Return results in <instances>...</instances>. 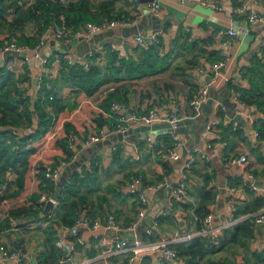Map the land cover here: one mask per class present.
I'll use <instances>...</instances> for the list:
<instances>
[{
    "label": "crops",
    "instance_id": "1",
    "mask_svg": "<svg viewBox=\"0 0 264 264\" xmlns=\"http://www.w3.org/2000/svg\"><path fill=\"white\" fill-rule=\"evenodd\" d=\"M98 1L92 0L94 3ZM160 2V11L155 15L149 9V3L142 4L140 9L137 10L131 1L125 5L122 1H118L116 4L117 8L123 7L134 15L133 24L118 27H129L130 29L127 31L129 34L124 36L121 31L120 34L115 35L117 39L114 40L104 34V32L114 29L98 32L96 36L100 33H103V36L98 37V48L95 49L102 50L103 46L108 45L110 41H117L121 46L120 55L134 57L137 54L136 47H139L133 41V36L137 34L135 27H137L138 33L145 35L144 33L156 28L158 21H162L161 28L164 31L160 38L163 44L160 47V51L167 52L169 49L172 50V38L177 35L179 26L189 31L190 40L212 36L210 43L202 42L194 49L187 51L189 56H186L184 61L189 60L190 65L174 77H168L165 80L167 75L162 76L167 74V70H165L147 78L121 83L120 92H122V95H126L124 97L126 100L119 102L126 106H135L139 110L156 107L161 117H166L172 112L184 117L182 122L183 129L180 134L185 141V145L191 143L188 139L191 137L194 145L202 148L209 157L208 160L198 161L192 167L187 178L185 198L175 206L168 204L171 201L168 197V189L159 188L153 191H145L150 206L146 216L140 221L138 231L139 233H145V230L150 228L148 236L150 239H157L162 235L177 231H185L196 225L198 216L194 213V209L201 203L203 187L216 195L209 206L210 212L214 216L213 223L215 224L226 219L233 213L237 205H241L246 201L247 195L242 190L241 183L238 185L230 184L241 177L240 168L225 162L222 159L223 155L232 158L244 154L247 158L248 169L259 172L254 173L256 178L264 181V173L261 172V170L264 171V145L261 139L253 135L256 128L251 122V118L258 111L239 100L236 97V91L232 90L229 85L233 82H239L242 86H247V81L240 77V70L249 63L251 52L257 50V43L264 35V25H262V30L255 32L252 29L249 34L241 36L232 45L225 43V37H217L221 30L228 26L247 27L246 12L250 9L258 11L264 17V0H215L216 9L205 7L195 2H179L177 0H160ZM242 5H245L247 9L244 12H238L237 9ZM154 17L160 20H156ZM43 38L45 37L43 36ZM44 48L49 53L54 50L49 43H46ZM70 49L68 53H73L77 57L86 58L88 56L86 46L83 44L71 45ZM177 50L172 53V62L182 56L181 53L175 54ZM211 50L215 51V55L209 54ZM223 55H227L229 59L228 66L219 70V78L210 89L209 98L202 107L201 115L196 119L190 118L191 109L187 104V100L194 96L202 82L212 75L210 64L213 62V58L221 56L222 59ZM0 59L1 63L8 59L7 67L15 73L21 70L23 62L13 59V57L0 56ZM27 65L29 71H37L39 66L36 59L28 61ZM228 75H230V78L227 80L226 77ZM165 81H168L169 85L165 83L166 86H164L163 83ZM57 91L65 101H68L71 99L74 89L70 86H64L57 88ZM98 91L89 96L82 92L79 93V98L81 97V99L70 115L71 121L77 130V134L74 133L76 141L82 140L93 130L97 129L92 124V118L97 111L88 102L98 100ZM101 100L97 103L99 106ZM217 103L222 104L221 112L214 107ZM63 113H60L59 116ZM75 114H78L77 117L74 116ZM225 116L232 117L235 125L232 123L230 130L222 132L226 140L225 151L222 152L211 134L205 130V124L210 120L222 119ZM187 119L191 121H185ZM154 125L155 128L152 130L155 144L156 141L162 144L161 136L167 134L164 129L166 125L163 121L155 122ZM194 126L198 131L196 136L193 135ZM128 130V133H124L126 139L124 138L120 141L113 138L114 135L108 136L99 142L89 145L72 162L75 169L79 170L83 166L90 168V164H94L97 167L96 179L89 183L88 186L92 185L98 189L100 184L107 181L104 185L105 187H103V192H97L98 197L103 198L101 205L103 216L100 215L98 217L102 219L107 214H112L122 228H125L135 217L137 202L136 197L121 192L118 189V184L136 172L144 175L146 184H153L160 181L163 177L173 183L177 182L182 172V162L184 160L183 156H181L180 159L174 161L170 166L163 167L161 163L163 145L159 147V145H153V143L145 140L146 128L144 124L132 122ZM239 134L242 135V138H240ZM113 146L117 148V152L113 153ZM85 151L87 152L85 153ZM135 153L139 156L136 161L133 160ZM45 161H47L46 158ZM205 175L209 179L206 183L204 181ZM254 192L258 193L259 191L254 190ZM95 193L96 190L94 189L93 194ZM19 198L11 200L8 205ZM125 234L127 233L125 232ZM81 238L84 243L78 250L75 249L76 251H81L83 255H92L99 251L101 243L98 239H93L88 230L81 233ZM212 243L220 245L219 241L215 242L213 240ZM38 244L40 245V242ZM29 248L34 249L31 240H29ZM90 252L92 254H89ZM210 255H216L217 259L221 258L213 264H264V228L258 227L255 232H252V236L245 247L234 243L220 245L216 252L197 259L195 264H202L204 260L211 258ZM151 258L153 264H161L163 261L158 260L156 255H152ZM3 264H12V260H7ZM112 264L119 263L113 261Z\"/></svg>",
    "mask_w": 264,
    "mask_h": 264
},
{
    "label": "trees",
    "instance_id": "2",
    "mask_svg": "<svg viewBox=\"0 0 264 264\" xmlns=\"http://www.w3.org/2000/svg\"><path fill=\"white\" fill-rule=\"evenodd\" d=\"M118 1H122L125 5L129 4L131 0H99L96 3L92 0H0V47L9 42L35 47L44 36L48 25H55L70 32L80 28L86 22L102 23L112 19L124 21L126 18H134V15L125 8L116 7ZM29 27H32V30H28ZM189 35V31L179 26L177 35L172 38V50L160 51V47L163 46L162 39H160L158 43L146 48L136 47L137 54L134 57L120 55L108 44L103 46L102 50H94L91 55L87 56L90 61L87 68L70 66L60 60L57 78L50 81L45 80L32 102L29 96L24 98L25 89H15V94L9 95L10 79L16 73L7 67L8 59H5L0 66V185L6 183V187L0 194V227H8L12 220L26 219L29 223L38 222L40 220L37 217L39 210L33 208V203L42 194L46 196L56 194L57 183L43 175L45 158H49L55 164L59 158L68 159L73 154L68 137L70 130L75 134H77V130L70 115L81 99L79 93L82 92L89 96L102 86L116 84L115 90L109 92L100 101L101 109L108 111L112 101L124 102L126 100L124 98L126 95H122L120 92L122 82L147 78L161 71L169 70L172 53L176 49H184L187 52L202 42L210 43L212 40V36L190 40ZM209 54L215 55V51L211 50ZM55 55L61 57L63 52L57 49L53 50L47 60L48 66L52 65ZM219 59L221 56H215L212 61ZM248 61L249 63L240 70V77L247 81V86H242L239 82L229 85L232 90L238 93L239 100L264 114V48L259 53L250 54ZM22 69L24 74L17 77L19 82L27 78L26 73L30 72L26 62H23ZM64 86L74 89L73 95L68 101H65L57 91V88ZM62 112L64 113L59 116ZM77 115L74 116L77 117ZM107 120L108 118L97 111L92 118V124L95 125V128H100ZM61 121L60 131L47 141L49 130H55ZM253 126L258 132L257 138L263 140L264 116H258ZM228 129H231V125L225 127L223 131ZM222 135L225 138L224 134ZM239 136L242 138L241 134ZM161 137L162 144L156 141L155 145H159V147L163 145V153L172 145V139L169 133ZM6 140H9L10 143L7 144ZM13 145L17 146L14 150L12 149ZM114 152H117V148L113 150ZM90 165V168L83 166L80 170L75 169L68 175L67 181L61 185L57 195L60 203L53 213L52 221L43 228L36 227V229H41L43 236L40 242L41 252L38 256L42 262L52 263L59 257V252L53 245L55 226H72L79 211L83 208L88 209V217L102 215L103 198L97 196L99 202L96 205L91 197L94 191L93 186L88 187L89 183L96 179L97 169L94 164ZM33 169H35L38 184L37 192L30 197V203L8 207L3 211L11 200L26 194ZM251 171L259 173L255 170ZM261 172L264 173L263 170ZM9 173L14 174L10 180L7 178ZM140 175L143 183L146 184L144 175L142 173ZM208 180L205 175V183ZM240 183L247 199L243 204L237 205L232 213L233 217L258 210L264 206V195L254 192L247 184L243 183L241 177L230 184L238 185ZM215 197V193L202 188L201 203L194 209V213L198 216L197 227H200V219L210 212L209 206ZM178 203L179 201L172 200L173 206ZM48 219L46 217L41 221L45 222ZM20 223L23 224L21 221ZM140 235L150 239L146 232ZM251 236L252 231L248 227V223L244 221L235 227L225 229L223 234L217 237V240L220 245L234 243L245 247ZM212 241L213 239L210 237H203L188 243L176 244L175 249L179 262L195 264L197 259L216 252L220 245H216ZM151 257H145L141 264H153ZM161 264L168 263L162 261Z\"/></svg>",
    "mask_w": 264,
    "mask_h": 264
},
{
    "label": "built area",
    "instance_id": "3",
    "mask_svg": "<svg viewBox=\"0 0 264 264\" xmlns=\"http://www.w3.org/2000/svg\"><path fill=\"white\" fill-rule=\"evenodd\" d=\"M136 9H140L141 3L138 0H131ZM179 2H195L201 4L205 7H210L216 9L217 4L215 0H177ZM149 9L155 15H157L161 8L160 0H154L150 2ZM247 8L242 5L238 12H244ZM246 22L247 27H239L237 25H231L221 30L217 37H225V43L228 45L235 44L241 36L249 34L250 31L262 30V25H264V17L256 10H248L246 12ZM134 23V18H129L124 21H119L116 19L106 20L102 23H92L86 22L80 28L67 32L63 28L58 26L48 25L44 31V39H49L50 37L60 40L63 42H69L72 39H81V41L92 43L98 32L115 29L118 27L128 26ZM163 29L151 32L149 34H141L140 32L133 36V41L140 48H146L152 44H156L160 41L163 35ZM43 39V40H44ZM43 40L35 47H30L27 44H17L15 42H9L0 47V56L3 57V53L6 51L17 52L18 56L13 57V59L19 60L20 62H28L32 59L38 61L37 71L29 72V79L31 81V86L28 91L24 93V98L29 96L31 102L35 99L36 93L40 86L43 85L45 80H52L57 78L59 72V62L60 60L66 62L70 66L78 67L82 66L87 68L89 66L88 57L80 58L75 56L73 53H64L63 56L59 57L55 55L52 65L48 66L47 60L51 53L47 51L44 47ZM109 45L112 50L120 52L121 46L119 42L110 41ZM98 48V47H97ZM96 48V49H97ZM264 48V35L260 38L257 43V50L252 51L259 53L261 49ZM95 49H88V55H91ZM42 54L44 56H42ZM228 57L223 55L222 59L213 61L210 66L212 69V75L207 78L197 90V93L187 100V104L191 109L190 118L196 119L201 115L202 107L204 103L207 102L209 98L210 89L219 78V70L226 68L228 66ZM0 59V66H1ZM230 75L226 77L228 80ZM115 90L114 84H108L104 88L98 91V100L85 101L90 103L95 107L96 111L101 112L104 117L108 118L107 122L100 128L93 130L85 138L80 141H76L74 132L69 131V146L73 149V154L68 159L59 158L54 164L52 162L44 163L43 175L45 178L57 183L62 171L75 159L78 157L79 153L85 148L93 143L99 142L104 138L114 135V134H124L128 131L132 122H141L144 126H147L145 133V140L155 144V138L153 137V130L151 126L155 122L163 121L165 126V131L169 133L172 139V145L161 155V163L163 167L170 166L174 161L180 159V150L185 147V141L182 138L179 127L183 124L184 117L179 116L177 113L172 112L166 117H161L158 114V109L156 107H149L147 109L139 110L135 106H126L119 101H112L109 106L108 111H104L97 104L100 99L105 97L109 92ZM236 97L238 93L236 92ZM51 98V97H50ZM216 109L221 112L222 104L217 103ZM258 116H264L263 113L258 112L255 116L251 118L252 125L254 121L257 120ZM234 123L233 118L229 116L222 117V119H213L205 124V130L211 134L213 140L217 143L220 150L225 151L226 140L223 137V130L228 125ZM62 121L57 124L55 130H49L47 141L50 140L58 131L61 129ZM235 125V123H234ZM253 135L257 138L258 132L255 130ZM264 145V139L262 140ZM9 144L10 141L6 140ZM152 145V144H151ZM17 146L13 145L12 149H16ZM115 146H113V150ZM138 154L133 155V160H138ZM184 160L182 162V172L180 173V178L177 182L168 180L163 177L160 181L153 184L143 183L142 176L140 173L131 174L125 181L118 184V189L124 194L136 197L137 210L135 217L129 222V224L122 228L115 220L112 214H107L102 219L101 217H88L87 208H83L79 211L78 217L72 226H62L58 225L54 228L53 233V245L59 252V257L55 262L46 263L39 259V254L41 252V246L38 244L37 240L31 239L34 249L29 248V240L25 236L22 238H17L13 231L23 228L25 230H35L36 227H44L50 221H52L53 213L59 206V199L56 194L41 195L33 203V208L40 210L44 202L47 199L53 200V206L51 213L47 216L49 219L45 222L39 220L38 224L29 223L26 219L24 220H12L9 226H1L0 233L10 232V236L6 240V244L0 242V264H3L7 260H12V264H112L113 261H117L119 264H141L145 257L156 255L158 260H163L168 264H181L175 249L176 244L188 243L203 237L217 238L221 236L225 229L235 227L244 221L248 223V227L252 232H255L258 227L264 228V206L258 210L240 214L233 217L229 215L221 222L213 223L212 212L207 213L202 219H200V227L196 225L191 226L188 230L177 231L170 234L162 235L161 237L150 240L142 237L138 231V226L140 221L146 216L147 210L150 206V202L146 197V190L153 191L159 188L169 189L168 194L169 205L171 206L173 201H183L185 198V188L187 185V178L190 170L198 161L208 160L207 153L198 146H193L186 150L183 156ZM222 159L230 165H235L240 168L241 178L244 184H247L252 190L259 191V193L264 194V185L258 187L255 184L256 178L255 174L247 167V158L244 154L238 157L228 158L227 156H222ZM13 173H9L7 177L8 180L13 178ZM38 179L33 169L31 174V181L28 185V192L23 197L12 201L10 205L3 209L6 210L8 207L19 206L24 203H30L29 197H31L37 190ZM6 183L0 185V194L4 192ZM143 187V189H141ZM34 191V192H33ZM23 222L22 223H20ZM20 224V225H18ZM80 229V230H79ZM24 230V231H25ZM88 230L93 239H98L101 243L99 251L92 255H83L82 252L76 251L74 249V244L76 241L80 242V246L83 245L84 240L81 238V233ZM146 233H150V228H147ZM125 232L127 234H125ZM13 235V236H12ZM14 237V238H12ZM17 241V246L14 242Z\"/></svg>",
    "mask_w": 264,
    "mask_h": 264
},
{
    "label": "water",
    "instance_id": "4",
    "mask_svg": "<svg viewBox=\"0 0 264 264\" xmlns=\"http://www.w3.org/2000/svg\"><path fill=\"white\" fill-rule=\"evenodd\" d=\"M154 0H138V2L139 3H141V4H145V3H150V2H153ZM154 19H156V20H160V19H157L156 17H154ZM159 23H158V25L156 26V28L155 29H153V30H151L150 32H147V33H144V34H149V33H151V32H154V31H156V30H158L159 28H161V22L162 21H158ZM136 28V33H138L137 31H138V29H137V27H135ZM130 28L128 27H125V28H117V29H114V30H110V31H107V32H104V34L105 35H108L109 37H111V39H117L116 37H115V35L116 34H120L121 33V31H122V33H123V35L124 36H126V35H128L129 33H127V31L129 30ZM102 37L103 36V33H100L98 36H95V38L92 40V43H90V44H88L87 42H84V41H82V42H80L81 41V39H72L71 41H69V42H63V41H60V40H56V39H44L43 40V44H46V43H49L53 48H54V50L55 49H59V50H61L62 52H64V53H68L71 49V45H75V44H77V45H81V44H83V45H85L86 46V50H88V49H96L97 48V42H98V37ZM81 43V44H80ZM3 57H17L18 56V54H17V52H14V51H6V52H4L3 54ZM42 56H44L43 54H42ZM202 110H203V108H202ZM185 121H187V122H189V121H191V120H185ZM204 126V125H203ZM145 128H146V130H147V126H144ZM152 128H154L155 127V125H152L151 126ZM197 127V126H196ZM182 129H183V127H182V125L179 127V132H181L182 131ZM193 135L194 136H196V134H197V128L195 129V126L193 127ZM129 131V130H128ZM128 131H127V133H128ZM113 138H115V139H118V140H123L124 138L126 139V137H125V134H120V133H118V134H114V136H113ZM189 139V141H191V143H187L186 145H185V147L183 148V149H181L180 150V155L181 156H184L185 155V153H186V150L187 149H190L191 147H193L194 146V143L192 142V140H191V137L190 138H188ZM87 151H85V153H86ZM73 170H75V166H74V164L71 162L63 171H62V174L60 175V177H59V179H58V181H57V185H58V187H57V192H56V196L58 195V193H59V191H60V189H61V185L64 183V182H66L67 181V177H68V175L73 171ZM263 183H264V181L263 180H257V181H255V184L258 186V187H261L262 185H263ZM174 184V183H173ZM141 189H143V187H141ZM168 192H170V190L168 189ZM52 206H53V200L52 199H47L45 202H44V205H43V207L38 211V214H37V217H38V219H45L50 213H51V209H52ZM80 230V229H79ZM14 244L17 246V241H15L14 242ZM79 247H80V242L79 241H76V243L74 244V249H76V250H78L79 249Z\"/></svg>",
    "mask_w": 264,
    "mask_h": 264
},
{
    "label": "rangeland",
    "instance_id": "5",
    "mask_svg": "<svg viewBox=\"0 0 264 264\" xmlns=\"http://www.w3.org/2000/svg\"><path fill=\"white\" fill-rule=\"evenodd\" d=\"M28 30H32V27H29ZM41 39L43 40L44 38L42 37ZM177 53H181L182 56L180 58H178L177 60H175V62H171L170 63V67H169V70H167V74L162 75V76H166L167 75L165 77V80H167L168 77L172 78L176 74L181 73L185 69V67H187L188 65H190L189 60L184 61L185 57L186 56H189V54L186 52V50H184V49H178L175 54H177ZM182 67H184V68H182ZM23 74H24L23 73V69L21 67V70L20 71H17L14 76L12 75V77L10 79V85H9V95L15 94V89H19V90L25 89L26 92L28 91V88L31 86V81L29 79V73H26L27 78H25L23 81L19 82L20 80L18 79ZM25 80H26V82H24ZM167 82L168 81H165L163 83V85L165 86V83H167ZM46 159H47V161H45V162H51V160L49 158L46 157ZM105 183H107V181L106 182H103L102 184H100V187L98 189L97 188H94V186H93V189L96 190V193L93 194V192H92L91 197L93 198V202H95L96 205L99 202L98 199H97V196H98L97 192L98 191H100V193L103 192V190H104L103 187H105L104 186ZM88 187H90V186H88ZM36 222H34L33 224H38ZM24 230L25 229H23V228H19L18 230L13 231V233L17 236V238H22L23 236H25L27 239H30V240L31 239H35L38 242H41L40 240H41L42 233H41V229L40 228H37V229H35L33 231L32 230H29V229H27L25 231ZM10 234L11 233L9 231L6 232V233H2V234L0 233V242L6 244V240L10 237ZM42 238H43V236H42ZM211 239H213V238H211ZM213 240H215V242L218 241L217 238H215ZM210 257L211 258H208L207 260H204V262L202 264H213V263H216L217 260H220L221 259V258H218L217 259V256L216 255H210Z\"/></svg>",
    "mask_w": 264,
    "mask_h": 264
}]
</instances>
